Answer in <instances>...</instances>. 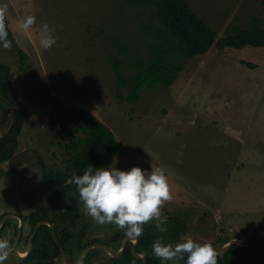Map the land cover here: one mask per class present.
<instances>
[{"label":"rangeland","instance_id":"obj_1","mask_svg":"<svg viewBox=\"0 0 264 264\" xmlns=\"http://www.w3.org/2000/svg\"><path fill=\"white\" fill-rule=\"evenodd\" d=\"M189 3L219 37L237 27L252 29L255 20L264 28V0ZM0 4L8 5L9 27L31 65L29 73L24 72L15 47L0 46V63L15 74L12 106L26 113L17 153L38 151L46 174L52 169L69 172L66 161L71 156L65 145L70 138L61 128L71 133L76 126L63 120L49 99L58 97L90 112L114 133L119 149L103 168L115 164L121 171L165 169L174 196L163 210L165 216L172 215L165 225L168 231L178 221L191 219L194 230L209 227L208 239L196 235L199 242L220 247V237L256 240L264 231V48L220 52L213 47L190 60L173 53L168 62L183 67L176 83L146 89L131 104L117 99L114 65L130 76L152 50L161 49L164 28L153 6L143 0ZM27 15L37 19L26 34L18 22ZM44 23L56 29V44L48 50L39 45ZM11 123L0 110L2 134Z\"/></svg>","mask_w":264,"mask_h":264},{"label":"flooded vegetation","instance_id":"obj_2","mask_svg":"<svg viewBox=\"0 0 264 264\" xmlns=\"http://www.w3.org/2000/svg\"><path fill=\"white\" fill-rule=\"evenodd\" d=\"M65 149L70 156L75 153ZM46 168L36 150L16 153L12 160L0 163V238L8 240L14 249L7 264H162L152 254L156 238L163 236L173 244L181 242L185 235L198 243L204 242H199L196 235L208 239L209 227L206 232L194 230L191 219L178 221L164 233L158 232L154 223L146 224L143 235L136 240L114 225L95 226L82 211L76 186L67 184L68 179H46ZM53 172L61 171L52 169L49 173ZM91 223L94 228L89 226ZM262 232L250 244L264 253ZM225 239L220 237V247H213L223 248ZM220 256L218 264H222ZM178 264H186V258ZM254 264H264V256Z\"/></svg>","mask_w":264,"mask_h":264},{"label":"trees","instance_id":"obj_3","mask_svg":"<svg viewBox=\"0 0 264 264\" xmlns=\"http://www.w3.org/2000/svg\"><path fill=\"white\" fill-rule=\"evenodd\" d=\"M143 1L156 9L157 17L164 28L162 32L164 42L161 49L152 50L149 60L138 64L136 72L130 76L125 77L119 66L114 65L117 74L116 96L120 102L126 99L129 103L136 104L146 89L153 90L158 86L172 87L183 70L180 64L168 62L173 53L182 59L190 60L205 55L213 47L220 52L246 47L264 48V28L259 25L258 20L254 21L252 29L237 27L225 37H219L218 33L211 30L193 10L189 0ZM6 23L9 30L8 38L13 41L12 45L20 57V69L29 73L31 65L27 63L28 55L18 46L8 19ZM14 79L15 74L11 68L0 63V110L3 112L4 120L9 118L11 122L12 119L11 126L5 129L0 138V163L12 160L17 153L19 137L26 118L24 111L12 106L16 104ZM49 99L55 103L60 117L73 123L76 128L71 133L66 126L61 128V134L70 138V143L65 147L68 151L75 152L66 161L72 171L49 173L45 175L46 179L49 177L69 179L73 172L82 175L89 165L100 168L115 158L119 149L118 141L102 121L86 110L66 105L58 97L50 95ZM229 241L225 239L222 243L224 245ZM263 256L264 253L256 248L234 245L226 254L220 256V261L222 264H254Z\"/></svg>","mask_w":264,"mask_h":264},{"label":"clouds","instance_id":"obj_4","mask_svg":"<svg viewBox=\"0 0 264 264\" xmlns=\"http://www.w3.org/2000/svg\"><path fill=\"white\" fill-rule=\"evenodd\" d=\"M7 16L8 5L0 4V46L11 50L13 41L8 38ZM36 19L35 15H27L18 22V28L27 34L36 25ZM55 31L48 23L41 25L42 49L48 50L56 44ZM66 183L76 186L84 215L96 224L114 225L133 240L143 235L144 226L149 223H154L160 233L167 231L168 217L163 209L174 196L163 167L152 166L151 171L133 167L130 171H121L115 164L108 169L89 165L82 175L73 172ZM13 251L10 242L0 238V264H5ZM152 254L162 264H178L185 258L186 264H218L220 256L211 243H198L188 235L176 244H165L163 236L157 238Z\"/></svg>","mask_w":264,"mask_h":264},{"label":"water","instance_id":"obj_5","mask_svg":"<svg viewBox=\"0 0 264 264\" xmlns=\"http://www.w3.org/2000/svg\"><path fill=\"white\" fill-rule=\"evenodd\" d=\"M40 225L37 226V228L35 229V233L37 232L38 228H39ZM263 235H264V231L262 232ZM234 245H240V246H243V247H252V248H256L258 250H262L261 248L259 247H256L252 244H249L243 240H238V239H235V240H230L223 248L221 249H216L218 252H220V254H225L227 253L231 248L232 246ZM99 247H103L105 249H107L110 253H112L113 256H118L117 254L113 253L109 248H107L105 245H102V244H99L98 245ZM91 248H89L88 250H90ZM88 250H85V252L87 253ZM264 251V250H263ZM85 254V253H84Z\"/></svg>","mask_w":264,"mask_h":264},{"label":"crops","instance_id":"obj_6","mask_svg":"<svg viewBox=\"0 0 264 264\" xmlns=\"http://www.w3.org/2000/svg\"><path fill=\"white\" fill-rule=\"evenodd\" d=\"M3 128V126H2V124L0 125V138L3 136V134H4V132H5V129L3 130V134H2V129Z\"/></svg>","mask_w":264,"mask_h":264}]
</instances>
